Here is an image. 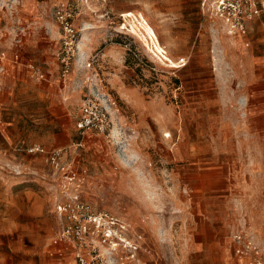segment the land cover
<instances>
[{"label": "rangeland", "instance_id": "rangeland-1", "mask_svg": "<svg viewBox=\"0 0 264 264\" xmlns=\"http://www.w3.org/2000/svg\"><path fill=\"white\" fill-rule=\"evenodd\" d=\"M62 3L77 30L70 73L59 61L54 77L34 65L30 81L62 93L67 109L17 87L2 115L11 125L0 134V264H54L55 240L75 259L61 239L70 210H58L75 196L138 246L136 264H229L240 232L264 255V102L258 118L241 109L245 52L199 0H0V52H15L41 13L59 32L58 59ZM87 97L103 106L106 131L78 146ZM33 145L66 150L80 184L63 189L64 173L27 153ZM113 245L100 237L96 248L109 264H134Z\"/></svg>", "mask_w": 264, "mask_h": 264}, {"label": "built area", "instance_id": "built-area-1", "mask_svg": "<svg viewBox=\"0 0 264 264\" xmlns=\"http://www.w3.org/2000/svg\"><path fill=\"white\" fill-rule=\"evenodd\" d=\"M200 9L205 17L220 24L222 29L230 36L245 33L250 22L259 19L264 12V0H199ZM71 7L65 3L57 6L55 17L61 29V49L58 55L63 70V76L70 73L74 49L77 48V30L74 26V16ZM131 18L129 14L126 15ZM123 17L124 26L125 20ZM1 58H7L5 52H0ZM18 60V57H15ZM179 64L185 65L183 58ZM34 70V67H31ZM40 78L44 75L36 72ZM2 103L0 102V130L3 124L1 117ZM106 113L103 106L95 98L87 97L82 101L80 114L76 120V128L82 137L77 145L82 146L83 141L89 133L98 132L104 134L106 131ZM29 154H45L51 166L57 172H63L65 182L62 188L69 190L70 186L79 183L77 172L72 166H66L64 160L67 151L64 149H54L46 152L39 145L30 146L27 149ZM80 184V183H79ZM60 213L70 210V219L73 224L66 227L61 235V239L71 242L75 246L74 264H109L101 253L97 250L98 238L102 242H113V251L118 247L128 250L131 261L136 264L138 246L132 244L121 233L115 231L116 223L106 214H94L90 207L79 200L78 196L73 197L67 206H59ZM123 229V227H122ZM115 231V232H114ZM101 241V240H100ZM234 251L236 256L235 264H264V255L256 245L254 239L247 233L240 232L234 238ZM123 259H121L122 262ZM125 264V263H121Z\"/></svg>", "mask_w": 264, "mask_h": 264}, {"label": "crops", "instance_id": "crops-1", "mask_svg": "<svg viewBox=\"0 0 264 264\" xmlns=\"http://www.w3.org/2000/svg\"><path fill=\"white\" fill-rule=\"evenodd\" d=\"M38 14L40 16L35 19V28L29 34V38L23 39L15 52H7V58L0 57L1 117H3V111L9 109L15 102L14 96L17 87H21L22 93L26 94L29 99H35V101L45 100L47 110L63 111L67 109L66 103L61 101L63 98L62 93L57 94L45 88L41 90L36 82L30 81V73L33 72L31 67H34V65L40 66L51 73L53 77L59 66L56 58L58 44H55L59 32L52 22L41 16V13ZM217 27L219 28L218 31L227 38L230 44L245 52L242 56V62L245 67L243 78L246 84L240 94V106L244 112L248 113L250 111L249 115L246 114L248 117L258 118L260 112L263 111L261 103L264 102V50L262 52L259 50V43H264V12L259 19L248 24L245 33L236 36L228 35L220 24ZM15 57H18V60H15ZM253 64L257 65L255 71L252 70ZM251 75H255L256 78L263 81L257 82L255 86H247L248 78ZM8 125H11V123L8 124L3 120L0 130V134L3 136L6 135ZM53 248L50 257L54 258V264H74V259H72L74 253L70 245H62V242L58 243L55 240ZM235 263V251L232 250L229 264Z\"/></svg>", "mask_w": 264, "mask_h": 264}]
</instances>
